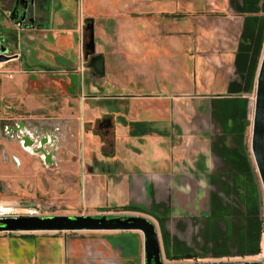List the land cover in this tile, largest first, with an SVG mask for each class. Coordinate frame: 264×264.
Segmentation results:
<instances>
[{"label":"crops","instance_id":"obj_1","mask_svg":"<svg viewBox=\"0 0 264 264\" xmlns=\"http://www.w3.org/2000/svg\"><path fill=\"white\" fill-rule=\"evenodd\" d=\"M16 1L0 0V49L18 54L0 64V201L143 215L168 264L257 257L264 0H29L14 20ZM20 123L44 151L21 145ZM144 243L139 230H0V264H146Z\"/></svg>","mask_w":264,"mask_h":264},{"label":"water","instance_id":"obj_2","mask_svg":"<svg viewBox=\"0 0 264 264\" xmlns=\"http://www.w3.org/2000/svg\"><path fill=\"white\" fill-rule=\"evenodd\" d=\"M23 6L25 12L29 7V0H17L12 10L11 18H20L19 7ZM26 16V14H25ZM25 16L21 17L23 20ZM22 20V22H23ZM93 46V39L91 40ZM6 48L0 49V61L9 60L6 55ZM100 56L91 59V67L97 73H102ZM16 127V136L23 140L24 146L33 147L38 145L36 152L44 151V145L48 143L47 137H39L38 134L25 132ZM24 129L25 135L19 132ZM252 153L256 162L257 169L264 189V53L262 56L255 94L253 132H252ZM48 155V154H47ZM0 230L5 231H82V230H139L145 237L146 264H168L161 256L159 235L155 223L143 215H121L115 217L92 216V215H54L47 217L21 216L17 218L0 219ZM172 264H234L228 261H204V262H179ZM246 264H264V262L247 261Z\"/></svg>","mask_w":264,"mask_h":264},{"label":"built area","instance_id":"obj_3","mask_svg":"<svg viewBox=\"0 0 264 264\" xmlns=\"http://www.w3.org/2000/svg\"><path fill=\"white\" fill-rule=\"evenodd\" d=\"M9 17H11V12L7 13ZM22 22H18L17 21V27H21ZM9 59L14 58V56H18V54L16 55L15 53H7L6 54ZM3 61H0V64ZM84 70H85V66L84 64L81 65V67L79 68V80H80V87L81 89H83V83H84ZM0 72H3V70L0 67ZM8 76H12V73H8ZM26 131H25V130ZM24 129H20L19 132L23 135H25V132H31L33 133L31 130H28L27 128ZM25 131V132H24ZM35 134V133H33ZM21 145L26 148L29 152H33L32 151V147L30 146H24V142L23 140L21 141ZM15 160L18 161V159L15 157ZM47 214L42 213V207L37 204V203H33V204H28V205H14L12 203H8V202H3L0 201V219H4V218H17V217H21V216H37V217H44ZM247 261H258V262H264V250L259 253L257 255V257H255L254 259L251 260H244V259H239V260H228V262L230 263H234V264H246ZM190 262H204V261H190Z\"/></svg>","mask_w":264,"mask_h":264},{"label":"rangeland","instance_id":"obj_4","mask_svg":"<svg viewBox=\"0 0 264 264\" xmlns=\"http://www.w3.org/2000/svg\"><path fill=\"white\" fill-rule=\"evenodd\" d=\"M76 82L77 81H75V83ZM79 84H80V82H79ZM59 91H60V89L59 90L58 89L55 90V92H59ZM60 92H62V91H60ZM253 111H254V102L253 103L251 102V104H250V114L251 115L250 116H253ZM12 113L13 112H11L10 114H6V115L11 116ZM0 126H2V122H0ZM35 134H38L39 137H42L43 136V135H41V134H39L37 132ZM16 139L20 142V138L16 137ZM253 167L255 169L256 179H257V182H258V185H259V188H260L261 204H262V208H263V212H264V189H263V184H262V181H261V178H260V175H259V171L257 169L256 162H255L254 158H253ZM38 199H39L38 197H35V198L30 199L29 204L37 203V200ZM26 205H28V204H26ZM55 210L56 209H53V208L52 209L51 208L50 209H46V208L42 207V213H44V214H48V213H51V212H55Z\"/></svg>","mask_w":264,"mask_h":264},{"label":"flooded vegetation","instance_id":"obj_5","mask_svg":"<svg viewBox=\"0 0 264 264\" xmlns=\"http://www.w3.org/2000/svg\"><path fill=\"white\" fill-rule=\"evenodd\" d=\"M15 7V6H14ZM20 8H22V6L19 7V11H20ZM20 19V18H19Z\"/></svg>","mask_w":264,"mask_h":264}]
</instances>
